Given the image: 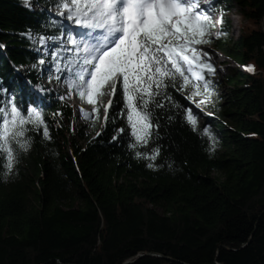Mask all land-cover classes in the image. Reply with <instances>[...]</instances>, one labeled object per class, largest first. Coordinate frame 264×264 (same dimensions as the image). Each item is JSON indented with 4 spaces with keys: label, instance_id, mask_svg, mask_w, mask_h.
I'll list each match as a JSON object with an SVG mask.
<instances>
[{
    "label": "trees",
    "instance_id": "trees-1",
    "mask_svg": "<svg viewBox=\"0 0 264 264\" xmlns=\"http://www.w3.org/2000/svg\"><path fill=\"white\" fill-rule=\"evenodd\" d=\"M57 3L0 0V101L39 111L51 137L28 125L11 172L0 152V264H264V0L210 4V43L246 73L226 75L225 93L210 81L201 115L191 89L168 81L149 105L147 144L131 135L119 85L105 128L73 131L54 87L66 86L56 67L70 56ZM230 7L246 20L235 38Z\"/></svg>",
    "mask_w": 264,
    "mask_h": 264
},
{
    "label": "snow or ice",
    "instance_id": "snow-or-ice-1",
    "mask_svg": "<svg viewBox=\"0 0 264 264\" xmlns=\"http://www.w3.org/2000/svg\"><path fill=\"white\" fill-rule=\"evenodd\" d=\"M207 2L210 0H58L57 14L78 29L67 28L70 47L65 51L70 56L64 68L56 67L57 72L67 73L68 95L75 92L91 105L95 119L102 106L106 122L119 85L136 144H147L153 127L149 105L164 94L168 81L173 87L179 83L178 91L190 88L187 99L197 107L210 103L213 91L206 75L213 76L215 68L209 54L197 47L211 42L212 21L208 10L200 7ZM247 70L254 71L252 67ZM104 96L109 97L107 104ZM197 96L201 97L198 102ZM80 111L85 119L93 118L83 108ZM186 119L195 130L197 117L191 109L186 110ZM28 125L37 130L42 127L43 137L51 139L39 111L0 101V152L7 154L8 172L15 160L13 145L24 151L30 147L26 133L32 129ZM203 134L212 139L207 127ZM154 153L148 159L154 161L159 149Z\"/></svg>",
    "mask_w": 264,
    "mask_h": 264
},
{
    "label": "rangeland",
    "instance_id": "rangeland-1",
    "mask_svg": "<svg viewBox=\"0 0 264 264\" xmlns=\"http://www.w3.org/2000/svg\"><path fill=\"white\" fill-rule=\"evenodd\" d=\"M215 1V0H210V2L207 3H201L200 7L202 9H207L208 10V15L211 18L212 21V27H214L211 32V38L213 37H217V26L219 24V16L217 15H213L212 12L210 11V4ZM59 11V8H52V12L57 14ZM227 17L230 20V38H235L240 34L241 31V27L243 25L246 24V20L244 17L241 16V14L239 13V11L236 8L230 7L227 10ZM60 16V15H59ZM61 17V16H60ZM63 18V17H62ZM63 20H65L63 18ZM65 22L72 27L74 30H78L75 29L74 25H71L70 22H68L67 20H65ZM199 49H202L203 52H207L209 54V56L211 57L210 62L211 64L214 66L215 68V74L213 76H209L210 77V81L211 82H217V85H215L213 88H217L215 91V94H220V93H225V88L223 85V80L226 77V75L235 72L236 70L240 69L241 71H243L244 73H246V71L238 66L236 63H234L232 60L226 58L223 55V52L220 51L219 48H217L216 45L212 43H208V44H203V45H198L197 46ZM55 89L60 92L63 97L65 98V100L70 103L73 108H74V116L71 121V125L73 128V131H75V134L78 133L79 130H83L86 134L92 135V130L93 126H97L99 127V130H103V128H105V119H104V108L102 106H100V116L99 119H95V114L92 112V106L89 104H87L86 102H82L80 100H78L75 96V94H72L71 97L68 95V89L66 86L64 85H60V84H54ZM201 97L197 96L195 97V101H199ZM109 97L108 96H104L103 97V103L107 104ZM209 103H205L204 105H201L200 107L196 106L195 103V110L198 112L199 115H201V113L203 112L204 108L208 105ZM81 108H83L85 111H87L88 113H90L92 115V119H85L83 117V115L81 114ZM111 108V107H110ZM110 108L108 110V115L110 112Z\"/></svg>",
    "mask_w": 264,
    "mask_h": 264
}]
</instances>
